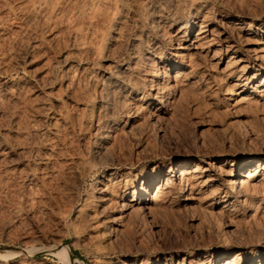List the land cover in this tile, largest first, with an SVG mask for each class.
Wrapping results in <instances>:
<instances>
[{"label": "rangeland", "instance_id": "1", "mask_svg": "<svg viewBox=\"0 0 264 264\" xmlns=\"http://www.w3.org/2000/svg\"><path fill=\"white\" fill-rule=\"evenodd\" d=\"M263 201L264 0H0V264H264Z\"/></svg>", "mask_w": 264, "mask_h": 264}, {"label": "bare ground", "instance_id": "2", "mask_svg": "<svg viewBox=\"0 0 264 264\" xmlns=\"http://www.w3.org/2000/svg\"><path fill=\"white\" fill-rule=\"evenodd\" d=\"M172 67H174V66H172ZM164 73H166V72H164ZM178 73H179V72H178ZM180 74H181V73H180ZM167 75H169V74H166V75L164 74L163 77H168ZM175 75H177V74H175ZM172 76H173V75H172ZM163 77H162V78H163ZM162 78H161V79H162ZM178 78H179V77H178ZM151 82H152V81H151ZM151 82H150V83H151ZM166 82H167V81H166ZM166 82H165L164 85H166ZM167 83H168V82H167ZM171 83H172V82H171ZM151 84H152V83H151ZM151 84H150V86H151ZM152 87H153V85H152ZM155 88H156V87H155ZM164 88H165V87H164ZM166 88L168 89V88H170V87H166ZM166 88H165V89H166ZM161 89H162V88H161ZM161 89H160V90H161ZM165 89H164V90H165ZM153 90H154V89H153ZM170 90H171V89H170ZM170 90L168 89V91H170ZM172 90H173V89H172ZM155 93H156V92H155ZM175 93H176V92H175ZM169 95H171V94H169ZM173 95H174V94H173ZM168 97H169V96H168ZM169 98H170V97H169ZM185 172H186V171H185ZM179 173H180V172H179ZM183 174H184V173L181 172V173H180V176H181V177L184 176ZM247 175H249V174H247ZM243 176H244V175H243ZM176 177H177V176H176ZM247 177H248V176H247ZM236 179H237V178H236ZM236 179H232V180L229 181V185H230V187H231L232 189H233V188H236L237 185H239V184L242 183V182L240 183L241 180L238 181V179H237V180H236ZM180 180H181V178H180ZM183 181H184V179H183ZM178 183H179V182H178ZM160 185H161V184H160ZM160 185L158 184L157 187H156V192H155L156 197L161 193V191H162V189H163V187H164V186L161 187ZM182 185H183V184H182ZM184 185H185V184H184ZM228 187H229V186H228ZM177 188H178V187H177ZM183 188H184V187H183ZM183 188H182V189H183ZM229 189H230V188H229ZM178 190H179V189H178ZM180 190H181V189H180ZM237 191H238V189H237ZM227 192H228V191H227ZM137 193H138V192H137ZM230 193H231V192H230ZM135 194H136V193H135ZM228 194H229V193H228ZM231 194H232V193H231ZM237 194H239V192L236 193V195H237ZM142 196H144V195H143V191L140 192V195L137 197V201H138V200H141V197H142ZM232 196H234V195H232ZM135 200H136V199H135ZM142 200H143V199H142ZM139 202H140V201H139ZM139 202H138V204H139ZM224 202H225V201H224ZM263 202H264V201H263ZM135 203H136V202H135ZM140 206H142V205H140ZM138 208H139V207H138ZM142 208H143V207H142ZM140 209H141V208H140ZM136 211H137V210H136ZM254 211H255V210H254ZM254 211H252V212L254 213ZM256 211H257V210H256ZM256 211H255V212H256ZM138 212H140V211H138ZM140 213H141V212H140ZM140 213H139V215H140ZM141 215H142V214H141ZM61 251H63V253H67V252H66V248H63ZM226 262H227V261H226Z\"/></svg>", "mask_w": 264, "mask_h": 264}]
</instances>
